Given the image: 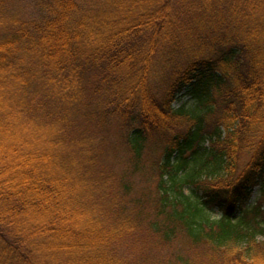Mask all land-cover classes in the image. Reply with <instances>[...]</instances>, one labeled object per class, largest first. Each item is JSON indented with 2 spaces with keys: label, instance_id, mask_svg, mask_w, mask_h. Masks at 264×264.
I'll use <instances>...</instances> for the list:
<instances>
[{
  "label": "trees",
  "instance_id": "1",
  "mask_svg": "<svg viewBox=\"0 0 264 264\" xmlns=\"http://www.w3.org/2000/svg\"><path fill=\"white\" fill-rule=\"evenodd\" d=\"M103 1L0 40V264H264V0Z\"/></svg>",
  "mask_w": 264,
  "mask_h": 264
},
{
  "label": "rangeland",
  "instance_id": "2",
  "mask_svg": "<svg viewBox=\"0 0 264 264\" xmlns=\"http://www.w3.org/2000/svg\"><path fill=\"white\" fill-rule=\"evenodd\" d=\"M49 1L50 0H0V40H2L5 37H6L5 39L11 38L10 34L17 28H23V30L27 29V31L31 34L32 33L31 26L39 22L41 11L43 12V10L45 9L46 3ZM117 1H120V0H117ZM117 1L115 0V2ZM103 2H106V0H104ZM109 3H110V0H109ZM102 22L107 26V23H105L104 21ZM20 62L22 65L26 64V63H22V61ZM31 67L34 68V66H31ZM33 70H35L36 72L40 71L39 68H34ZM65 75L68 76L67 71H64L63 73H58L53 76L57 78L58 80H60L62 83H64ZM78 76L80 78L79 80V83H80L79 100L81 101L85 97V93L82 91L81 85L82 87L85 85L88 87V83L90 82V80L92 81V78L96 75L94 73V75L91 77L90 68L88 66L83 65L81 67V70ZM43 77L45 79L47 76H43ZM27 80L31 86H37L39 83L42 82L43 83L42 87H44L45 92L51 95L56 94L55 87L54 85H52V81H43V79L41 80V79H34V78H30V79L28 78ZM67 80L72 81V79H70L69 77ZM151 86L155 94H158L159 90L161 89V82L159 78L152 77ZM190 102H191L190 97L184 94V92H182L177 96V99L175 103L173 104V108L178 109L179 107L185 104H188V106H190L192 105V103L190 104ZM0 111L9 113L8 115L10 116L9 120L11 124L9 127L11 129H16L17 128L16 120H14L15 116L11 113L10 104L8 105V107L4 106V108ZM41 124H44V122ZM105 134H107V136L110 137L108 142H112L111 140L114 139L116 136H118V130L114 126H112L109 130L105 132ZM2 142L3 144L7 143L6 140H2ZM111 146H116V145L112 143ZM116 152L117 150H115L114 152H112L111 150L110 156L113 158L114 156H118L123 159L122 153L119 152L116 154ZM248 158L249 156L245 154L241 155V159L238 163L239 169L243 168V166L247 163ZM117 168L122 169L123 164L121 166H118ZM125 177L128 179L129 177H131V175H125ZM129 181L132 185V188L134 189L135 195L139 196L145 193V191L148 189V190H151L150 191L151 195L154 196L153 193L155 191V185H156V181L154 179L153 181L149 182V180H146L145 178L140 179L136 176H133L130 178ZM257 197H258V189L256 188L248 204L254 203V200ZM141 205L144 206L145 208L149 206V204L146 203V200L144 198H141L140 204L136 205V207H140ZM211 211L216 212L217 214L218 210L217 208H212ZM237 215H238V211H235L233 214V217H236ZM134 250H135L134 256L137 257L139 255V251L137 249H134ZM125 252L127 256V254H129V250L125 248Z\"/></svg>",
  "mask_w": 264,
  "mask_h": 264
}]
</instances>
